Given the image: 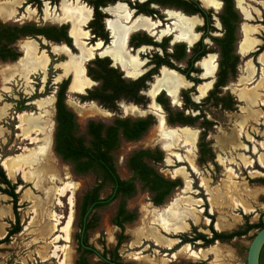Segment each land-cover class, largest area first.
Wrapping results in <instances>:
<instances>
[{"label": "rangeland", "instance_id": "1", "mask_svg": "<svg viewBox=\"0 0 264 264\" xmlns=\"http://www.w3.org/2000/svg\"><path fill=\"white\" fill-rule=\"evenodd\" d=\"M29 1L0 0V22L54 27L67 23V20L61 17L63 13L60 4L63 0L55 5L48 0H40V5L29 3ZM65 1L69 3L68 0ZM13 2L16 4L12 6L11 12L4 15L2 8ZM238 3L246 8L245 12L241 10ZM82 4L77 2L73 6H82ZM236 6L243 17L236 10L239 24L236 29L235 46L241 39L239 27L242 23L255 29L251 36L259 40L258 46L263 45L264 1L258 3V1L238 0ZM161 13L163 15V10ZM158 15H160L159 12ZM200 24L201 22L198 21V26ZM170 29L172 30V26ZM79 30L82 34L80 41L84 48L91 51L92 57L96 56L93 46H88L84 42L85 39H88V32H84L82 27H79ZM155 32L159 31L155 30ZM216 32L211 34H220V31ZM168 35L170 33L153 37L158 39L157 42H160ZM29 41L35 43L38 53L47 57L48 64L43 71L27 75L23 72L21 59L19 61H17L18 59L16 61H0V162L2 158L23 154L24 149L31 150L46 146L42 141L41 133L30 134L36 139V142L29 144V141L23 140L20 131L15 128L18 124L15 119L17 114L34 112L39 114L43 120H47L48 124H52L49 132L51 155L46 163L55 176L46 178L42 182L35 180L24 182L17 175L8 177L5 173L7 179L9 178L13 184L20 185L16 189L19 232L0 245V264H74L81 255H84L89 264H102L96 255L84 254L76 242L80 224L78 214L82 199L94 186L96 176L91 172L81 175L74 173L69 164L63 162L53 153L56 86L72 74L70 70L65 69V64L80 54L73 55L77 54L75 50H72L73 54H71L64 45H51L42 38L29 37L20 39L14 44L21 55ZM209 47L214 51L212 54H216L215 47ZM171 49L172 47L168 45L166 50L170 53ZM141 52H146L143 58L147 62L145 59L143 61L146 62L145 71H148L152 68L149 64L151 56L155 53L160 55L161 51L158 48L146 49L144 47ZM260 55L264 59V50ZM138 56L140 57V54ZM249 58L239 57L236 78L229 80L226 84L228 90L222 89L221 93L222 95L229 93L235 98L242 90H251L258 95L254 103L237 101L238 106L232 112L210 106L209 102L201 104L205 117L213 122L211 130L207 131L204 140L211 149L212 159L205 156L201 157L200 161L198 160V145L201 143L200 137L203 133V128L200 127L201 119L191 126H186L188 132L184 133L185 137L183 135L182 138H179L180 145L163 147L165 140L162 139V133L174 130L178 126L169 127L170 125H166L164 120L166 114L161 106L160 112L151 103L148 108L147 105L144 107L141 105L131 106L132 103L121 101L112 111L102 108L95 102L81 101L79 96L84 94H66V105L76 116L77 135L86 139L85 127L89 121L109 124L116 117L135 119L151 115L154 118L153 125L138 140H120L112 152L116 172L121 179H129L131 173L126 165L128 157L139 149L152 151L158 149L162 152L163 160L157 164L148 162L149 165L162 176L171 179L178 178L182 182V187L176 188L160 206H154L151 202V195L147 191L141 190L140 183H136L135 194L125 199L127 211L134 212L136 219L131 223L124 224L125 239L117 250L119 262L125 264H246L247 248L258 229H253L246 235L230 241L214 243L207 248L201 247V241L181 244L180 240L182 236L192 239L197 234L210 237V217L213 219V229L224 233L240 230L248 223H257L260 219L264 223V166H260L258 162V156L264 154V67L258 60L259 64H256V58ZM248 60L252 63V70L255 69L250 76L244 72V64ZM184 61L175 63V65L183 69ZM253 64L260 68L257 70ZM143 71L144 68L140 75ZM124 72L127 76L137 77L131 75L132 71L130 70H124ZM259 81L260 83H258ZM148 89L149 85L146 90L142 91V94H150L152 89L147 92ZM70 91L79 93L72 89ZM179 96L181 108L174 107L177 110L183 108L181 95ZM190 97L193 100L194 97L192 95ZM188 113L192 116L197 114L190 107L185 110V114ZM176 131L178 130L176 129ZM234 133L236 134L235 140L229 139L230 142H228L227 137ZM186 135L191 137L190 141L186 139ZM194 138L196 143L194 142L193 147L191 141ZM177 156H180L181 159L178 160ZM0 169L3 171L1 165ZM66 184L70 187V192L66 197L60 198L62 206H57L58 192ZM0 187L4 186L0 185ZM110 194L111 188L106 186L99 196L104 199ZM70 195L72 196V220L68 228V241L64 242L55 236L61 235L59 228L65 225L70 214V206L67 204ZM187 198L193 203L185 204L184 201ZM7 201L11 206V199L8 198ZM118 203L119 198H116L106 205L94 209L89 215L91 228L85 234L87 245L98 253H102L106 249V256L110 259L114 257L112 249L116 245V237L119 233L118 228L112 224ZM4 204L0 203V208L4 207ZM181 209L188 210V212H184L185 218L182 221L187 228L179 232L166 231L164 227L169 222V216ZM56 214L62 216L59 225H55ZM6 224L8 225L9 221L4 217L0 218V225L5 226ZM46 225L50 226V232L46 231ZM6 227L10 228V226ZM54 246L62 248L58 252L57 259L51 258ZM190 250L199 251V257H192L189 253ZM45 251H47L46 254H44Z\"/></svg>", "mask_w": 264, "mask_h": 264}, {"label": "flooded vegetation", "instance_id": "2", "mask_svg": "<svg viewBox=\"0 0 264 264\" xmlns=\"http://www.w3.org/2000/svg\"><path fill=\"white\" fill-rule=\"evenodd\" d=\"M43 1H45V0H43ZM48 1H50V3H53L55 5V4H58L60 0H57L56 2H52L51 0H48ZM68 1H69V3L66 2V1H65V3L67 5H69L70 7H76L77 6V7L81 8V9H83V11H85L88 14V17H87L86 21L85 22L84 21L83 22H80L78 24H79V27H82V30L84 32H86V33L88 32L87 33L88 34V39H85L84 42L88 46H93V48H94V50L96 52V56L92 57L91 51L89 49H85L84 48L83 44L80 41V37H82V34H81L79 28L77 29L79 31V33H80L79 40L77 41L75 38H73L71 36V33H72V31H73L74 28L72 29V31L70 33V30H71V21H69V20H67V23L60 24L59 27H56V28L65 27L66 36L69 39V43L68 44L65 43V42H62V41L61 42L50 41V40H47V39H45L44 37H42L40 35L33 36V37H37V38H42L45 41H48L51 45H64L66 47V49H68V51L71 54H73L71 51L72 50H75L77 52V54H73V55H79V54L82 55L80 53V46H83V48L85 50H88L89 51L90 57H87L89 60H82L81 65H82V68H83V75H84V77L86 79H88V81L90 82V85L88 87L83 88L82 91H76V92H79V93L71 92L70 89H71V83L73 81V73L70 74V75H68L67 79L63 80V81H68V84H67V87H66V91H65V99H64L65 105H66V94L73 93V94H84V95H80L79 96L80 99H81V101H83V102H90V103L95 102L99 106H101L102 108H105L100 103H98L97 101H93V100H89V101L82 100V97L86 96L87 93H88V91H92L94 88H97L99 86V82L92 80L88 76V68L89 67H94L93 62H95L96 60H107L108 61V67L117 70L119 73L122 74V77L124 79H127V80H137V79H139V78H141L143 76H146V75L150 74L149 79L145 81V84H144L145 87L142 88L139 91V95L143 96L144 97V100H145V102L143 104H135L133 102L126 101L124 99H120V100H118V101L115 102V106L117 108L118 103H120L121 101H123L125 103H132L133 105H131V106L141 105L143 107L146 106V105L148 107V105H150V103H151V105L155 109H158L160 112H161V107H162V109L164 110V112L166 114L165 117H164V120H165L166 125L167 126L170 125L169 127L178 126L176 128L178 131H176V129H174V130L164 131L162 133V135H161L162 136V139L165 140V144H163V147L166 146V145H169V146H171V145H180L181 143H180V139L179 138L180 137L182 138V136L184 135V133L188 132L187 131L188 128L186 126H191V125L170 124L168 122V112L165 110V108L161 104H159L157 102V97H159L160 95H163V97L167 99L168 106L171 109L172 113L180 112V113L183 114V116H188V117L196 118L197 119L196 121H198L199 119H201V122L202 123H200V127L205 123V121L206 122H209V123L212 124L209 130H211V128L213 126V122L212 121H209V119H207L205 117V113H204V110H202L201 104L202 103H207L206 100H207V98L210 97V94L211 93H213V95L209 98V101H208L210 103V106L219 107L220 109H224V110L229 111V112H232V110H234V108H236L238 106V102H244V101H246L245 99L240 98L239 95H237V97L235 96V98H236L235 99L229 93H226L225 95H222V93H221L222 89L228 90L226 88V84L228 83V81L231 80V79L236 78L237 66H238V63H239V57L244 58V59L245 58L246 59H250L249 57L256 58V64H259L257 60H258V57L261 56L260 54L263 51V50L260 51V48L264 45V43H263V45H261V46L259 45L258 46V44L260 43L259 40H257L255 37L251 36V35L254 34L255 29L253 27L249 26V25H243V23L239 27V30L241 32V39H240L238 45L235 46V43L237 41V38H236V29H237V26L239 24V16H238V13L236 11V10L239 11V8L236 6L238 0H231L232 10L237 15V20H236V23H235L236 29H235L234 51H233L234 55H236L238 57V63H237V66H236V73H235V76L234 77L228 78V80L226 81V83L223 86L218 87V90L217 91H215V84L217 82V73H218V69H219V50H218L217 45L214 43L213 39H215V38H221L223 36V34H224V29H223V26H222V24L220 22V19H219V15L221 14V12L223 11V8H224V1L223 0H175V1L186 2L187 4L177 3V2H173L171 0H85V2H82V0H68ZM79 1L81 3H83L82 6H80V5L73 6L77 2L80 3ZM248 1H258V3H260V2H263L264 0H248ZM39 2H40V0H30L29 1V3H34L36 5H40ZM189 5H193L192 7L198 8L201 12L193 13L192 12V9L190 8ZM50 7H52V6H50ZM117 7H120V8H117ZM116 8L121 11V16H119L117 14V11H116L117 9ZM242 8H244V7H241V10H242ZM244 9L246 11V8H244ZM161 10H163V15L165 16V18L162 15ZM219 10H221V11L218 14V11ZM158 12L160 13V15H158ZM240 15L243 17V15L241 14V12H240ZM122 16H124V17H122ZM113 18H114V20H111ZM183 19H185V20H193L194 21V24L192 26H190V28H191L190 30H191V34L193 35V37H195V40H193V42H191V43L188 42L186 40V38H182V37L179 36V30L177 29V25L181 24V21ZM243 20L245 21L244 18H243ZM141 21H143V24L139 25L138 27H135V24L137 22L140 23ZM198 21L201 22V24L199 26H198ZM111 22H113V23L114 22H117V23H119V25L121 27H123V31L122 32H123V36L124 37L121 40L122 47H123L125 53H127L129 57L135 59L137 61V63L140 64L139 68L137 69L138 73L136 75H133V71L134 70L132 68H130V67H124V68H122L121 65H119V63H116L113 60L112 57H110L109 55H105L104 54V52L106 50H110L113 47L114 37H113V35L111 33V30L108 27V23H111ZM213 23H214V25H213ZM12 24L22 25V24H25V23H22V24L12 23ZM35 26L36 27H47V26H38V25H35ZM170 26H172V30L170 29ZM245 26H247L250 29H252L251 33H249V35H247V36L249 38H252L253 40H255L254 46L250 50H248V51H246L245 49L242 48L243 41H244V38L246 36L245 29H244ZM52 27H54V26H52ZM155 30H157L159 32H155ZM216 31H220V34H218V35L211 34L213 32L214 33H217ZM148 33L151 34V35H153L154 37H160V36H163V35L169 34V33H170V35H168L165 38H163L160 42H157L158 39H154V37L153 36H150ZM243 33H244V36H243ZM24 38H29V37H24ZM26 40H31V39H26ZM26 40H24V41H26ZM16 42H14L12 44V46L20 54V56L17 58L18 60L16 59L17 61H19V59H22L24 57V53H23L24 51H22V55H21V52L14 46V44ZM29 42H32V41H29ZM32 43L35 46V43L34 42H32ZM59 43H63V44H59ZM199 43L201 44V46L207 52L203 56H201L200 58H198L197 60H195V61L192 62V67H193V69L196 70V72H190V74H189L190 79H189V78L186 77L185 74L182 73V71H185L187 69L189 60H191L194 57V55H195L194 49H195V47L198 46ZM168 45H170L172 47L170 53H168L167 50H166L167 47H168ZM176 45H182L184 47V53H185L184 58L182 60H180V61H175L172 58H168L170 60V62L172 63V65L174 66V68L168 67V66L163 65V64L160 65V66H158V67H156V65H155L156 59H155V57L157 56L159 58L164 59L165 58V54H167V55L173 54L174 51H175L174 48H175ZM209 46H214L215 47L216 54H212L214 51H212V49H210ZM144 47L146 49L147 48L148 49L158 48L161 51V54L160 55H158L157 53H155L153 56H151L152 58H150L149 64L152 66V68L149 69L148 71H145V67H146L147 60L145 58H143V57H145L146 52H144V53L141 52ZM35 48H36V46H35ZM24 49H25V47H24ZM35 50H36V55L39 56V54H41V53H38L37 52V48ZM130 53H133V54H130ZM138 54H140V57L138 56ZM79 56L76 57V59H78ZM208 58H211V60L208 59ZM143 59L146 60L145 63H144ZM206 59H208V60L211 61L210 62V65L213 64L214 70H213V72L211 74L206 73V69L202 65V61L203 60H206ZM182 61L185 62V67L183 69H180L179 67H177L175 65V63H179V62H182ZM247 63H250V67H251L250 68V73H248L247 70H246V64ZM144 64H145V66H144ZM85 65H87V66L85 67ZM252 67L253 66H252V63L250 62V60H248V61L245 62V64H244V72L247 75H249V76L252 75L254 73V71H255L254 68L252 70ZM143 68H144V71L140 75L141 70ZM255 68L257 69V68H260V67L255 66ZM124 70H130V71H132L131 72V75L137 76V77L127 76L126 73L124 72ZM163 71H166L167 73H169V72L174 73L176 75V77L179 78L185 84L184 86L180 85V86H175L174 87V89L177 91V95H176V97L173 100H171L168 97V94H167V91H166V88L168 86L166 87L165 85H160V86L155 87L156 84L153 86V84L157 80L163 79V75H162V72ZM257 73H256V75H257ZM160 74L162 75L161 78H159ZM28 75H31V74H28ZM201 80H204V81H201ZM150 81H152V82H150ZM61 83H59L58 85H60ZM258 83H260V81ZM58 85L56 86L55 97H54V126H53L54 132H53V140H52V142H53V153L55 155H57L61 159V157L54 150V135H55V130H56V122H55V112H56V110H55V103H56V93H57V90H58ZM148 85H149V89L150 90L152 89V91H150V94L151 95L150 94H147V93H146V95L142 94V91L146 90ZM187 85H189V87H186ZM205 86H207V88ZM149 89L147 90V92L149 91ZM158 89H159V91L156 92V90H158ZM249 91H251V90H249ZM185 94H187L190 102L195 107H193V106H187L186 105V103L184 101ZM179 95H181L182 103H183L182 104L183 105V108L181 110L174 109V107L175 108H181V104H180V101H179V97H180ZM190 95H192L194 97L193 100L191 99ZM257 97H258V95H257ZM257 97H256V99H257ZM215 98H218V99L229 98L232 101L233 104H232L231 108H227V106H225V108H224V103L225 102H222V101H219L217 105H214V103H215V100L214 99ZM148 99H149V104H148ZM201 100H202V102L200 103ZM254 102H252V103H254ZM66 107L68 108L67 105H66ZM188 107H190V109H192L193 111H196L197 114H195L193 116L190 115L189 113L188 114H185V110H187ZM105 109H108V108H105ZM109 110H111V109H109ZM21 113H23V112H21ZM32 114L34 116H38L39 115V114H35L34 112ZM163 115H164V113H163ZM16 116H15V119H16ZM74 116H75V114H74ZM147 117H152V116L151 115H147L145 117L135 118V119H131V120L146 119ZM115 119H130V118H128V117H116L109 124H104L102 122H100V123H102L104 125H110V124H112V122ZM152 120H153V123H154V118L153 117H152ZM45 121H47V120H45ZM93 122H95V121H93ZM75 123L77 125L76 116H75ZM153 123L148 127V129L153 125ZM87 124H86V127H87ZM51 126H52V124H49V127L50 128H51ZM86 127H85V132H86ZM201 128H203V127H201ZM209 130H206L205 128H203V133H202V135L200 137L201 138V143H199V145H198V151H197L198 154H199V158H198L199 161L201 160L200 159L201 157L202 158L205 157V156H202L200 154L201 153L200 152V149H201L202 144H205L206 145V148L209 149V154L206 155V156L208 158H210V159L213 158V154L211 152V149L208 147V144L204 141L205 140V137H206V133ZM236 134H237V132H236ZM236 134L234 133L232 136L227 137L228 142H230V140L231 141L232 140L234 141L235 138H236ZM75 135L76 136H79V135H77V129L75 131ZM170 136H176L177 137V142L174 143L171 140ZM79 137H82V136H79ZM86 137H87V139L84 138V137L83 138L86 139V140H88L87 134H86ZM184 137H185V135H184ZM138 139H136V140H138ZM120 140L135 141V140H126V139H124L122 137H120L119 141ZM191 142H192L193 147H194L195 138L192 139ZM228 142H226V143H228ZM246 142H248V141L246 140ZM29 144H31V143L29 142ZM160 148H161V146H160ZM139 150H149V149H139ZM139 150H136L135 152H137ZM156 150H158V149H156ZM158 151H160V150H158ZM112 152H111V156H112ZM135 152H133V153H135ZM162 160H163V155H162ZM63 162L69 164L71 166V169L73 170V167H72V164L71 163L66 162V161H63ZM148 162H151V161H147V163ZM153 164H157V163H153ZM126 165H127V161H126ZM148 165H149V163H148ZM129 172H130V170H129ZM3 173H4V175H6L5 172H4V170H3ZM159 175H161V174H159ZM131 176H132V173H131ZM162 177L165 178V179H167V180H175V179H171V178H166L164 176H162ZM176 179H178V178H176ZM7 180H9V178ZM121 180H123V179H121ZM126 180H128V179H126ZM137 182L138 181H135V187H136V183ZM180 182H181V180H180ZM10 183L12 185H15L14 193L17 194L16 193L17 192L16 189L20 185L13 184L11 181H10ZM138 183H140V182H138ZM140 187H141V183H140ZM181 187H182V182H181V186L178 187V188H181ZM1 195H5L6 197H8V198L11 199L10 202H11V210H12L13 220H9L8 226H10V228L9 229H8V227L6 228L5 234H4L3 237L0 238V240L3 239V238H5L6 235H7V233H8V231L16 224V217H15V213H14V210H13L12 198L10 196L6 195V194H2L1 193ZM113 195H114V190L111 191V194L109 195L110 197L108 199L107 198H104L103 199V198H100V196H99L100 202L111 201V199L113 198ZM17 198H18V195H17ZM126 199H128V198H126ZM82 202H83V199H82ZM154 206H156V205H154ZM158 206H160V205H158ZM89 208L87 209V211L89 210ZM87 211H86V213H87ZM92 211L93 210H92V206H91V210L87 214L85 213L83 217L81 216V213L80 212L78 214V220H80V224H79V234H78L77 239H76L77 246L81 249V251L84 254H87L84 251H88V253H91V254L96 255L102 261V264H125V263L119 262V260L115 256L112 257V259L107 258V256H106L107 255V250L106 249H104L102 253H98L95 249H93L92 247H90V246L87 245V241H86V238H85V234H86V232L90 228L87 229V230H85V225L86 224H90L89 223V215L91 214ZM16 212H17V203H16ZM16 215H17V213H16ZM17 217H18V215H17ZM18 226H19V218H18ZM244 228H242L240 230H237V231H242ZM82 230H83V232H82ZM216 232H218V231H216ZM230 233H232V232H230ZM11 236L8 239H10ZM210 237H207V238H210ZM234 238H238V237H234ZM217 241H219V242H226L225 240H223V241L217 240ZM228 241H230V240H228ZM180 243H181V240H180ZM181 244H183V243H181ZM113 250H114V247L112 249V253H113ZM167 250H170V249H167ZM105 251H106V253H105ZM83 258H85L84 255H81L80 257H78V259L76 261H80ZM75 262H74V264H75ZM86 262H87V260H86ZM177 264H181V263H177Z\"/></svg>", "mask_w": 264, "mask_h": 264}, {"label": "trees", "instance_id": "3", "mask_svg": "<svg viewBox=\"0 0 264 264\" xmlns=\"http://www.w3.org/2000/svg\"><path fill=\"white\" fill-rule=\"evenodd\" d=\"M51 1L56 2L57 0ZM171 1L187 4L182 1ZM223 1L224 8L219 15V19L223 26L224 34L221 38L213 39L219 50V69L215 91L218 90V87L223 86L228 78L235 76L238 63V57L233 53L237 15L232 10L231 0ZM189 6L193 13L201 12L198 8L192 7L193 5ZM37 35L50 41L69 43L65 27H36L34 24L15 25L0 23V61H15L20 54L12 44L24 37H33ZM174 49V53L171 55L165 54L164 59L156 56V67L163 64L174 68L168 58H172L175 61H180L184 58L185 53L182 45H176ZM262 50H264V45L260 48V51ZM206 52L207 51H205L200 43L195 47L194 57L189 60L187 69L182 71L187 78L190 79V72H196L192 67V62L203 56ZM93 65L94 67L88 68V76L92 80L99 82V86L92 91H88L87 95L82 97V100L97 101L103 107L111 110H115V102L120 99L135 104H143L145 102L144 97L139 95V91L145 87V81L149 79L150 74L137 80H127L124 79L122 74L117 70L109 68L107 60H96L93 62ZM67 84L68 81H63L58 85L56 93V130L54 135V150L63 161L72 164L74 173L81 175L91 172L96 176L94 187L83 197V202L80 208L82 217L89 207L92 206V210H94L109 202H100L99 194L104 187L109 186L111 191L114 190V195L111 200L119 198V203L112 219V224L119 229L118 236L116 237V245L112 254L115 257H118L117 250L125 239L124 224L131 223L136 219V214L127 211L125 208V199L130 198L136 192L135 181L141 183V190L147 191L151 194V201L156 206L163 204L169 195L176 188L181 186V182L179 179L167 180L163 178L148 165L147 161H151L152 163H159L162 161V153L158 150H139L133 153L127 159V167L132 173V176L128 180H121L115 170L111 152L116 149L120 137L126 140L138 139L153 123L152 117L136 120L115 119L110 125L90 121L86 127V134L88 136V140H86L83 137L75 135L77 129L75 116L64 103ZM212 95L213 93L210 94V97ZM209 98H207L206 102L209 101ZM214 100V105H217L219 101L225 102L224 108L225 106L231 108L233 104L229 98H215ZM184 101L187 106H193L187 94L184 96ZM157 102L168 112V122L170 124L193 125L197 120L193 117L183 116L180 112L172 113L168 106V101L163 95L157 97ZM211 125V123L205 121L202 127L209 130ZM200 152L202 156H206L209 154V149L206 148L205 144H202ZM0 185L4 186L3 188L0 187V193L6 194L12 198L13 210L16 217V224L8 231L6 237L0 240V244H3L8 241V238L11 235L19 232V226L18 217L16 215L17 194L14 193L15 185H12L10 181L7 180L1 169ZM109 197L110 196H108L107 199ZM210 219V238H207L203 234H197L196 237L192 239L182 236L181 243L184 244L201 241V247L206 248L213 245L215 240L228 241L234 237L244 236L253 229L259 230L264 227V223L260 219L257 223L247 224L242 231H234L232 233L216 232L212 227V217H210ZM89 228H91V225L86 224L85 230ZM84 252L88 253V251ZM75 264L88 263L86 262V259L83 258L80 261H76ZM259 264H264V245L260 251Z\"/></svg>", "mask_w": 264, "mask_h": 264}, {"label": "bare ground", "instance_id": "4", "mask_svg": "<svg viewBox=\"0 0 264 264\" xmlns=\"http://www.w3.org/2000/svg\"><path fill=\"white\" fill-rule=\"evenodd\" d=\"M13 5H15V2L2 8L3 14L7 15L9 12H11V8ZM238 5L240 6L239 3ZM60 7L63 13V16L61 17H63L64 20L71 21L70 33L72 29L74 28L71 33V36L78 41L80 37V33L77 30L79 28L78 23L83 22V21L85 22L88 17V14L85 11H83V9L77 6L70 7L69 5L65 3L64 0L61 2ZM117 8H120V7H117ZM116 11H117V14L121 16V11L119 9H117ZM242 11L245 12V9L242 8ZM141 24H143V21H141L140 23L137 22L135 24V27H138ZM193 24H194L193 20L183 19L181 21V24L177 25V29L179 30V36L182 38H186V40L190 43L193 42V40H195V37H193V35L191 34V30H190L191 29L190 26H192ZM108 27L111 30V33L114 37V42H113V47L110 50H106L104 54L112 57L116 63H119V65H121L122 68L124 67L132 68L134 70L133 75H136L138 73L137 69L139 68L140 64L137 63L135 59L129 57L128 54L125 53L122 47L121 40L124 37L123 32H122L123 27H121L119 23L117 22L108 23ZM244 29H245L246 36L244 38L242 48L248 51L254 46L255 40L247 36L249 35V33H251L252 29H250L247 26H245ZM80 53L82 55L79 56L78 58L79 60L76 58H72L70 59L68 63L65 64V69L70 70L73 73V81L71 83V89L75 91H82L83 88L88 87L90 85V82L88 81V79H86L83 75V68L81 65L82 60H89L87 57H90V54L88 50H85L83 48V46H80ZM208 59L211 60V58H208ZM208 59L203 60L202 65L206 69V73L211 74L214 70V67H213V64L210 65L211 61ZM258 61L262 62L263 67H264V59L261 58V56L258 57ZM21 62H22L23 72L24 74H27V75L32 74L37 71H43L46 65L48 64V60L44 54L41 53L39 54V56L36 55L35 46L32 42L26 43L25 49H24V57L21 59ZM250 68H251L250 63H247L246 70L248 73H250ZM162 75H163V79L157 80L155 87L160 86V85H165L166 87L167 86L173 87V90L176 91L174 89L175 86L185 85L184 82H182L179 78H177L176 75L172 72L167 73L166 71H163ZM205 87L207 88V86ZM157 91H159V89L156 90V92ZM238 95L240 98L245 99L247 103L254 102L257 97V94L252 91H241L239 92ZM16 119L18 122L16 128L20 131V134L23 137V140L29 141L31 144H34L36 142V139L30 136V134L34 132L35 133L39 132L42 134L43 136L42 141L46 144V146H42L37 149H31V150L24 149V153L21 155H17V156L14 155L13 157L2 158L0 165L2 169L4 170V172L7 174L8 177L17 175L24 182H31L34 180L37 182H42L46 178H51L52 176H55V173L52 172V169L46 163L49 156L51 155L50 136H49V132L51 128L49 127L48 122L43 120L40 115L34 116L32 113H25V112L19 113L16 116ZM170 138L174 143L177 142L176 136H170ZM186 139L190 141L191 137L189 135H186ZM254 152H256V149H254ZM177 158L178 160L181 159L180 156H177ZM258 162L260 166H264V154H261L258 156ZM35 164H38V165L36 167H32ZM69 192H70V187L67 184L59 190L58 196H57L58 198L56 199L57 206H62V202L60 198L66 197ZM184 203L192 204L193 201L187 198L185 199ZM67 204L70 206V214L65 222V225L59 228V232L61 233V235L55 236V238L61 241H64V242L68 241V234H69L68 228L70 225V221L72 220L71 219V212H72V209H71L72 196L71 195L68 197ZM240 208L245 210L241 206ZM184 212H188V210L186 211L184 209H181L177 211L176 213H173L171 216H169V219H168L169 222L166 224L164 229L169 232H179L183 229H186L187 228L186 224L182 222L183 219L185 218ZM61 219H62V216L56 214L55 215V225H59L61 222L60 221ZM45 229L47 232L51 231L49 225H46ZM60 250H62V248H60L59 246H54L52 253H51V258L57 259L58 252ZM46 252L47 251H45L44 254H46ZM189 253L194 258L199 257V251L197 250L196 251L190 250Z\"/></svg>", "mask_w": 264, "mask_h": 264}, {"label": "water", "instance_id": "5", "mask_svg": "<svg viewBox=\"0 0 264 264\" xmlns=\"http://www.w3.org/2000/svg\"><path fill=\"white\" fill-rule=\"evenodd\" d=\"M161 74L159 78H161ZM156 84V82L153 84V86ZM164 90V89H163ZM168 97L173 100L176 95L177 91H174L172 87H167L166 88ZM91 210V207L87 211V213ZM86 213V214H87ZM84 230V229H83ZM82 230V232H83ZM219 241H215L214 243H218ZM264 245V227L259 229L254 237L252 238L248 248H247V253H246V259L245 262L246 264H259V256H260V251Z\"/></svg>", "mask_w": 264, "mask_h": 264}, {"label": "crops", "instance_id": "6", "mask_svg": "<svg viewBox=\"0 0 264 264\" xmlns=\"http://www.w3.org/2000/svg\"><path fill=\"white\" fill-rule=\"evenodd\" d=\"M7 200L8 197L0 194V203H5L4 204L5 206L0 208V218L4 217L5 220L9 221V220H13V215H12L11 206L8 204ZM6 226L8 225L7 224L5 226L0 225V238L4 236L5 230L7 228Z\"/></svg>", "mask_w": 264, "mask_h": 264}]
</instances>
